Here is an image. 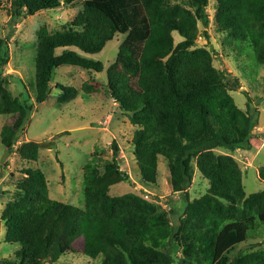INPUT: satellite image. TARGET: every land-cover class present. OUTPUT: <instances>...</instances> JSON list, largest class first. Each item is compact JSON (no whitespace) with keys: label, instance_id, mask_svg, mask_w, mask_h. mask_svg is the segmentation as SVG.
Returning a JSON list of instances; mask_svg holds the SVG:
<instances>
[{"label":"trees","instance_id":"1","mask_svg":"<svg viewBox=\"0 0 264 264\" xmlns=\"http://www.w3.org/2000/svg\"><path fill=\"white\" fill-rule=\"evenodd\" d=\"M213 1L214 21L225 37L226 50L237 59L251 58L264 65V0ZM61 4V0H11L10 13L16 23ZM207 7L208 0H85L72 29L55 33L39 29L36 104L50 95L55 69L71 66L99 74L103 65L91 57L115 35L124 36L106 76L112 99L136 127L131 143L141 183L155 186L161 156L167 162L172 192L185 194L194 164L210 189L198 201L185 199L182 212L171 210L165 214L167 220L137 195L110 197L109 187L117 184L116 178L129 181L117 167L115 142L103 175L86 167L84 209L51 200L42 175L27 172L24 198L4 217L5 241L20 246L23 264H55L73 252L79 238L82 254L101 264H262L258 255L233 254L249 232L264 224V191L244 200L234 160L212 152L247 147L253 126L227 94L238 86L236 79L213 69L209 51L194 48L197 24L204 30L209 25ZM172 33L182 39L177 45ZM204 37L208 38L206 32ZM7 63V45L0 39V115L10 119L1 128L0 143L11 152L32 107L3 88ZM246 104L251 109L250 98ZM261 178L264 181V171ZM218 199L230 207L223 211ZM237 205L243 209L235 215ZM213 214H225V222L207 224ZM197 216L203 227L192 231ZM166 243L182 248L185 258L176 260L171 247L163 253Z\"/></svg>","mask_w":264,"mask_h":264},{"label":"rangeland","instance_id":"2","mask_svg":"<svg viewBox=\"0 0 264 264\" xmlns=\"http://www.w3.org/2000/svg\"><path fill=\"white\" fill-rule=\"evenodd\" d=\"M61 1L58 9L42 11L16 23L10 13L11 0H1L0 3V39L7 45L8 54L1 84L12 98L22 96L26 105L32 107L11 152H7L0 143V264H23L20 261V246L5 241L4 217L9 207L24 198L29 181L27 172L42 175L51 200L84 209L86 167H93L98 175H103L104 162H111V143L115 142L119 149L117 167L128 176L129 181L116 178L117 184L109 187L110 197L137 195L154 205L167 220L165 214L171 210L182 212L185 199L193 203L210 189L209 181L194 164L192 180L185 194L172 192L167 162L161 156L158 157L155 186L145 187L141 183L131 143L136 127L131 125L127 115L112 99L106 76L124 36L115 35L100 53L91 57L102 63L101 73L78 67H59L53 71L47 100L41 104L35 103L37 32L42 27L51 33L72 29L85 0H76L71 4ZM206 13L208 28L204 30L201 24H197L194 48L209 51L213 69L224 73L230 80L236 79L238 86L227 90V94L235 108L243 116L249 117L253 126L247 147L234 151H212L215 155L229 156L234 160L241 175L245 200L264 191L261 178L264 171V65L257 64L251 58L237 59L226 50L227 46L222 43L225 37L214 21L213 0H208ZM204 32L208 38L204 37ZM172 37L174 45L182 41L177 33H172ZM248 98L252 102L251 109L246 104ZM9 121V115H0V131ZM218 201L223 211L230 207L228 202ZM234 209L235 215H238L243 208L237 205ZM225 216L213 214L207 224L225 222ZM197 217L199 220L195 221L192 231L203 227L201 217ZM188 235L192 238L191 233ZM169 247L176 260L185 258L182 248L174 249L173 245L167 243L162 252L168 251ZM82 248L83 240L79 238L73 244V252L62 256L55 264H101L98 259L85 257ZM233 254L258 255L264 264V224L249 232L247 241Z\"/></svg>","mask_w":264,"mask_h":264}]
</instances>
